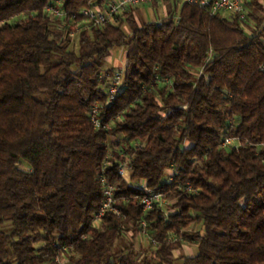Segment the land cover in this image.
Returning a JSON list of instances; mask_svg holds the SVG:
<instances>
[{"label":"trees","instance_id":"obj_1","mask_svg":"<svg viewBox=\"0 0 264 264\" xmlns=\"http://www.w3.org/2000/svg\"><path fill=\"white\" fill-rule=\"evenodd\" d=\"M54 1L0 0V264H176L184 241L198 251L179 264H264V8L241 21L177 3L161 22L118 16L71 38ZM62 2L79 19L91 5ZM114 48L125 76L108 103ZM103 179L123 217L96 221ZM141 181L165 208L143 210Z\"/></svg>","mask_w":264,"mask_h":264},{"label":"built area","instance_id":"obj_2","mask_svg":"<svg viewBox=\"0 0 264 264\" xmlns=\"http://www.w3.org/2000/svg\"><path fill=\"white\" fill-rule=\"evenodd\" d=\"M155 1L162 0H109L103 7L93 4L94 0H91V5L82 9L79 14L82 19L78 18L77 14H70L64 7L62 0H55L54 2L46 6L47 13L57 20H64L62 28L66 34L71 38L84 27H97L106 23L115 22L118 16L124 14L128 9L136 7L142 4H150ZM248 0H179V3L188 2L190 4H196L202 8L207 9L211 15L217 14H231L238 17L241 21L246 20L248 9L246 2ZM178 21V19H176ZM264 69V65L262 67ZM125 70L124 68H117L111 75H108L109 88H108V103L116 99L121 92L124 83ZM91 119L96 128L102 126V119L99 117V106L96 104L91 110ZM234 141L233 138L227 137L223 142V146H228ZM129 170V161L123 162L118 169V174L125 176ZM106 183L104 191V201L100 208V211L96 215V221L100 220L106 213L111 212L118 217H123L124 213L118 206V198L115 195L116 186L108 184L106 179H103ZM139 187L144 191V195L141 198L143 210L149 212L155 208L162 209L166 204V198L164 194L156 189L148 188L146 182L139 184ZM189 190H193L192 187H188ZM126 199V198H125ZM139 237H148L149 224L145 218H141L139 224ZM153 245H156V240L151 238ZM62 247L61 250H65ZM59 264H66L61 258L57 257Z\"/></svg>","mask_w":264,"mask_h":264},{"label":"crops","instance_id":"obj_3","mask_svg":"<svg viewBox=\"0 0 264 264\" xmlns=\"http://www.w3.org/2000/svg\"><path fill=\"white\" fill-rule=\"evenodd\" d=\"M256 2H258V4H260L259 6H262L264 8V0H248L246 2V6L248 10H253L254 8H256ZM178 3V6H181V3H179V0H162V1H155L152 2L150 4H142V5H138L136 7L130 8L128 9L124 14H122L121 16L123 18H127L128 16H133L134 19L139 23V24H143V23H148V22H161L163 19L167 18L170 14V12L172 10H174L176 8V5ZM125 29L130 32V27L128 25H125ZM126 64V61H125ZM125 64L124 65H116L114 68H125ZM144 183V181H143ZM141 237L136 238V247L138 249H145L147 247H142L141 246ZM185 243V242H184ZM183 243V245L181 247H184L185 244ZM180 247V248H181ZM178 248V249H180ZM178 249H176L174 251V255L175 258L178 255ZM194 253V251H193ZM190 255H186L183 257H189ZM193 256V255H192Z\"/></svg>","mask_w":264,"mask_h":264},{"label":"rangeland","instance_id":"obj_4","mask_svg":"<svg viewBox=\"0 0 264 264\" xmlns=\"http://www.w3.org/2000/svg\"><path fill=\"white\" fill-rule=\"evenodd\" d=\"M225 16H231V14L227 13V14H223ZM23 17V16H22ZM21 18V16H18L15 18V20H19ZM76 51H79V39L77 37L76 39ZM126 48H114L112 50L111 55L103 62V68H114L116 65H124L125 64V60H126ZM167 204V201H166ZM166 204L164 205V208L166 206ZM185 246L181 247L180 249H178L177 252V256H176V264L180 263V260L183 256H186L187 254L190 255L192 254L193 256L197 254L198 248L197 246H195L194 243L189 242V241H184ZM149 244L148 242V238L146 237H142L141 240V246L142 247H147ZM146 249V248H145ZM194 251V253H193ZM191 255V256H192Z\"/></svg>","mask_w":264,"mask_h":264}]
</instances>
